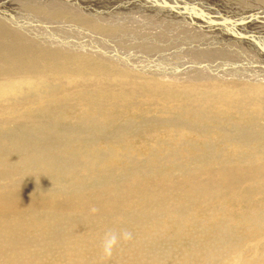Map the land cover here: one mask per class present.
Wrapping results in <instances>:
<instances>
[{"label": "rangeland", "instance_id": "obj_1", "mask_svg": "<svg viewBox=\"0 0 264 264\" xmlns=\"http://www.w3.org/2000/svg\"><path fill=\"white\" fill-rule=\"evenodd\" d=\"M225 1L236 7L262 3ZM158 2L143 5L156 12ZM247 8L257 11L254 6ZM140 10L139 15L144 12ZM251 16L243 13V26L264 25ZM53 17L48 21H66L73 26L70 36L87 44L90 31L96 33L93 45L99 40L96 45L108 48L97 46V52L118 56L112 62L120 67L134 59L137 62L131 61V66L156 65L148 63L147 53L137 47L151 42L160 46L161 58L172 57L169 62L175 63L180 57L185 64L181 72L194 66L209 68L192 58L196 51L190 57L183 49L186 44L173 42L172 33L165 42L160 37L163 30L133 29L131 24H138L126 16V28L109 43L98 38L102 34L90 28L93 24L68 14ZM199 36L195 46L207 47L206 36ZM230 43L250 47L242 40ZM130 53L129 58L136 56L124 63ZM94 58L87 57L88 69H94L96 59L104 63L101 57ZM161 58L158 62L166 61ZM79 61L42 64L40 71L45 73L57 65L55 73L22 79L19 86L7 84L3 91L6 100L16 97L3 106L16 105L19 111L11 107L0 115V146L4 147L0 149V203L6 207L0 210V264H264V82L256 85L261 90L245 96L217 88L209 95L200 88L204 94L198 99L195 94L200 89L184 93L169 89L172 83L157 81L151 86L153 79L130 77L116 67L114 74L86 77L77 72L84 68ZM230 65L220 69L226 71ZM69 68L73 73L67 72ZM247 68L249 74L261 72V68ZM96 76L108 79V85ZM96 82L101 88L94 87ZM203 96L220 100L206 105ZM26 98L31 100L25 103ZM195 101L198 108L202 105L198 113ZM164 102L171 109L164 108ZM22 103L25 107L20 108ZM123 230L132 233V240H121L112 257L105 259V233Z\"/></svg>", "mask_w": 264, "mask_h": 264}, {"label": "bare ground", "instance_id": "obj_2", "mask_svg": "<svg viewBox=\"0 0 264 264\" xmlns=\"http://www.w3.org/2000/svg\"><path fill=\"white\" fill-rule=\"evenodd\" d=\"M148 1L150 0H0V102H1L0 115H2L3 112H5L7 109H10L11 107L16 111H19L18 108H16V105H9L7 106L8 108L6 106H3L5 102H11L13 101V99L16 98V97L12 98L8 96L7 97L8 101L6 100V96L3 95V93L5 92L3 91L6 90L7 84L12 83V85L14 86H16L15 84L19 86L18 83L22 81V79L26 80L37 76L43 78L49 74H54L56 71L55 70L56 66L58 65L59 61H63V60L72 61L73 59L80 60L79 62L84 66V68L77 70V72L86 74V77L99 75L98 73H101L102 75H106V76L109 74H114L113 68L116 67L118 68L119 73L129 72L130 77L132 76L139 77L143 75V76H147L150 79H153L151 86L155 84V81L166 82V83L169 82L173 84V86L171 85V88L169 89L175 88L178 89L179 91H181L180 89H183V91L184 90L188 91V89L198 91V89L200 88H202V90L203 88H206V91L204 92L210 95L212 90L215 88L223 89V90L234 89V91L236 90L239 93L236 96L239 95L245 96V93H249L252 90L262 89V88H257L256 85L260 81L264 82V52L262 54V52L258 48V46H260L264 50V48L262 47V42H264V25L243 26L241 22V18L243 13L246 12L248 14H252L255 16V17L251 16L252 20L258 22H260L261 20L264 21V0H261L262 3L259 5L255 4L254 1L247 2V6L248 5L254 6L256 7L257 11H249L248 10L249 8H247V6L244 7L231 6V4H229L228 1L226 2L225 0H160V2L156 4L158 9L155 8L156 5L154 7L156 12H154V9H148L151 6L150 2H149L150 6L148 7H145V5H143L146 4ZM171 2L175 4L176 8L173 6ZM250 3L252 4L250 5ZM140 8H142L144 12L139 15V13H141ZM73 9L77 10L78 12L69 11ZM114 9L116 10V13L115 11H113ZM132 11H135L134 16L132 14ZM67 14L69 16L71 15L75 17V19H77V21H80L81 23L84 22V23L93 24L90 25V28H94L97 31H99V34L102 35H98V38L101 40L102 39L105 40V42L108 39H112L117 33L121 32L120 29L126 28L124 22L127 19H130L135 24H138L137 26L131 24L133 26V29L135 28L139 29L141 26H146L148 29L147 31L157 30V28L158 31L163 30L164 34L160 36L159 33V36L162 38L163 41L165 39V42L168 36L172 33L171 37L174 38L173 42L175 43L178 42V44H183V43L186 44V46H184L183 49L187 53V55L188 54L190 55V57L191 55H194V51H196L198 55L195 57L192 56V58H195L194 59L195 61L202 60L208 63L207 68L208 67L209 68L206 69V66L204 65L206 70L204 69L203 66V69L205 70L203 71L201 70L202 68L200 69L194 66V69H192L193 68L192 67L191 68L192 70L190 72L187 69L186 71L181 72L180 67L184 68L185 66L183 67V65L185 64L180 62L181 61L180 57L176 59L175 63L169 62L172 59V57L171 58L169 57L170 58L169 61L168 59L162 57L166 61L158 62V58L159 57L161 58L162 55L160 53L161 49L158 48L160 46H156L151 42H149V45L146 46L139 45L137 47L141 48L140 50L147 53L148 63L152 62L153 64L156 65L150 64L151 67H149L148 65L145 64L144 66H141L143 65L142 63L141 65H139V67H137V63H136V67H135V64L131 66L132 65L131 63L132 60H131L129 61L130 65L125 64L122 65V67H120L119 64L118 65L116 64V62H112L113 56L114 57H118V56L113 55L111 58V57H107L108 55L104 56L103 54L97 52L98 50L97 46H99L100 48V44L98 43V45H96V43L100 41L99 40L97 42L95 41V45H93L94 42L92 41L93 39H96L95 36L96 33L93 32L95 34L94 35L92 31L89 30L90 31L89 35L90 34L92 35L91 39H89L90 41L87 39L89 43L91 42L89 45V43L88 44L85 43L83 40H81L79 37L75 35L74 36L71 35L73 37L70 36V33L68 31H71L70 29H73V26L67 24L66 21L61 23L58 21L59 22L58 24L51 23L48 21L49 20L48 18L52 16L64 18ZM124 16H126V20ZM82 17L84 19H82ZM43 18L47 19V21H43L44 20ZM38 23H41L43 26L36 25ZM97 25H106L105 27L108 29L101 28ZM76 31L77 33H79L78 30ZM81 31H85V30L82 29ZM80 33L82 34L83 32ZM133 33L135 34V32ZM132 34L131 36H133ZM199 35L206 36V39L208 40L205 41L208 42L209 44H205V42L204 44L207 47L200 45L197 47L195 46L199 42V41L197 42V39L201 37ZM128 36H130V34H128ZM122 38L124 37L122 36ZM75 40L81 41L85 45L75 42ZM231 40L245 41L246 44L250 45V47H243V45L241 44L230 43ZM111 41H113V39ZM168 41H172V40L169 38ZM200 47H204V48L201 49ZM100 49L106 50L108 48L103 47ZM230 49H236L238 50V52H232ZM85 52L87 54H84ZM128 52L126 51V53ZM176 52L179 53L178 51ZM88 56H91L92 58H94V56L95 57L99 56L101 57V60L104 61V63L98 64L100 60L96 59V62L98 63L92 65L94 69L93 70L88 69L86 62ZM130 56L131 53L127 55L125 54V61L123 62L128 63L127 60ZM170 56H172V54ZM134 57L129 58V60L134 59ZM140 57L137 56L136 58H140ZM142 59L144 58L142 57L141 60ZM54 60L57 62V65H51L50 66L51 69L48 70L46 73L40 71L48 63L51 64ZM144 60L146 61V59ZM138 61L140 60L138 59ZM204 62H202V64L200 62L199 64L203 65ZM42 64H45V66H42ZM229 64H232L233 66L234 65L240 66L243 68V70L236 69L238 67H233L232 65H230V68L232 66L233 69L226 68L228 70L226 71L225 69L221 70L225 68L223 66L226 65L229 66ZM163 66H168V67H163ZM247 66H249L250 68L252 67L254 70L261 68V72L260 73L257 72L258 74L253 72L254 74L253 73L251 74H253L255 77H251V74H249L248 71H246V69L248 70ZM244 67H246L245 70ZM127 68L134 70H129ZM85 69L89 70V72L85 73L84 72ZM212 70L214 71L217 70L215 72H221V73L215 74L213 71L212 73L214 74H211ZM102 71H107L108 73L106 72L102 73ZM67 72L73 73V70L69 68ZM133 72L138 73V75L132 74ZM246 72L247 75L244 74ZM95 78L96 79L99 78L101 82H105L108 85L109 82L108 79L100 78L97 76ZM52 84L54 83L52 82ZM182 85H184L185 88H183ZM94 87L101 88V83L96 82L94 84ZM159 89H163V88H159ZM164 90L166 92L169 91L167 89ZM202 90L200 89L199 90L200 92L198 91L195 94L198 99L201 95L204 94L203 92H201ZM188 94L191 95V93ZM247 95L250 101L251 95L250 94ZM203 97H204L203 102L205 101L206 105L209 102L211 103L212 101L216 102L220 100V98L208 100L209 98L206 99L205 96ZM30 100L31 98H26L25 103H28ZM198 101H195L196 105L192 104L196 113L200 112V108L202 107V105H200V107L198 108L199 106L197 105ZM227 103L229 104V101ZM22 105L23 106H21L20 108L25 107L23 103ZM163 106L164 108L171 109L169 107V103L167 102H164ZM180 107L175 106V108L177 109H179ZM49 118H51V116H49ZM45 119L48 118L46 117ZM0 121L2 120L0 119ZM0 149L4 150V147L0 146ZM0 200H3L2 196H0ZM2 203H4V201H2ZM46 205H42V206L46 207ZM1 206L3 205L0 203V207ZM9 207L12 208L11 205ZM5 208L6 207H1L0 210L4 211Z\"/></svg>", "mask_w": 264, "mask_h": 264}, {"label": "clouds", "instance_id": "obj_3", "mask_svg": "<svg viewBox=\"0 0 264 264\" xmlns=\"http://www.w3.org/2000/svg\"><path fill=\"white\" fill-rule=\"evenodd\" d=\"M92 211L95 212L96 209H93ZM121 240L124 242L131 241L132 233L128 230H123L120 233L115 231H108L105 233L102 243V252L105 259H110L112 257L114 250L118 247Z\"/></svg>", "mask_w": 264, "mask_h": 264}]
</instances>
